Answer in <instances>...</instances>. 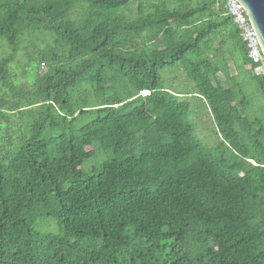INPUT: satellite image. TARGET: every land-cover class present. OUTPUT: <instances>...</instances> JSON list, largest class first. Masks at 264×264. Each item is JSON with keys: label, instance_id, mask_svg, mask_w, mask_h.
I'll return each instance as SVG.
<instances>
[{"label": "trees", "instance_id": "1", "mask_svg": "<svg viewBox=\"0 0 264 264\" xmlns=\"http://www.w3.org/2000/svg\"><path fill=\"white\" fill-rule=\"evenodd\" d=\"M226 7L0 0V264H264V76Z\"/></svg>", "mask_w": 264, "mask_h": 264}, {"label": "built area", "instance_id": "2", "mask_svg": "<svg viewBox=\"0 0 264 264\" xmlns=\"http://www.w3.org/2000/svg\"><path fill=\"white\" fill-rule=\"evenodd\" d=\"M227 14L233 17L234 23L242 33L248 49L249 59L257 65L254 70L255 76H264V57L259 43L248 17L244 13L243 6L237 0H227Z\"/></svg>", "mask_w": 264, "mask_h": 264}, {"label": "water", "instance_id": "3", "mask_svg": "<svg viewBox=\"0 0 264 264\" xmlns=\"http://www.w3.org/2000/svg\"><path fill=\"white\" fill-rule=\"evenodd\" d=\"M244 8V13L256 34L259 47L264 57V0H237Z\"/></svg>", "mask_w": 264, "mask_h": 264}, {"label": "rangeland", "instance_id": "4", "mask_svg": "<svg viewBox=\"0 0 264 264\" xmlns=\"http://www.w3.org/2000/svg\"><path fill=\"white\" fill-rule=\"evenodd\" d=\"M39 71L41 73H43L45 71V66L41 65ZM231 72L234 73V69H231ZM223 80V78H222ZM184 78H180L177 81V85L178 87H180L181 84H183ZM181 88V87H180ZM196 105H198V102L196 101ZM194 121L196 122L197 125V135L198 137L209 147H214L216 145L217 142V137H215L214 135H212L211 133L213 132V121L211 119V117L205 113L204 116H197L195 117ZM95 162H97V160L94 161H90L88 162V166L91 167ZM54 230H56V227H53Z\"/></svg>", "mask_w": 264, "mask_h": 264}, {"label": "bare ground", "instance_id": "5", "mask_svg": "<svg viewBox=\"0 0 264 264\" xmlns=\"http://www.w3.org/2000/svg\"><path fill=\"white\" fill-rule=\"evenodd\" d=\"M32 136V135H31ZM25 137V136H24ZM30 137V136H29ZM26 141V140H25ZM25 145V144H24ZM186 150V149H185ZM189 151V150H188ZM13 152V151H12ZM195 152V151H194ZM217 154V153H216ZM185 155V154H184ZM218 155H219V153H218ZM217 155V156H218ZM205 156V155H204ZM192 157V156H191ZM195 156H193V158H194ZM213 157V156H212ZM191 159V158H190ZM201 159V158H200ZM213 159H215L214 157H213ZM218 159V158H217ZM221 159V158H220ZM193 160V159H192ZM197 160V159H196ZM245 161H247V160H245ZM224 162V161H223ZM206 163H204V165H205ZM208 164H209V162H208ZM251 164V163H250ZM239 165H242V164H239ZM239 167V166H238ZM246 167V166H245ZM207 168H208V165H207ZM237 169V168H236ZM235 169V170H236ZM222 173V172H221ZM213 175V174H212ZM211 180V179H210ZM49 183V182H48ZM50 185V184H49ZM60 186V185H59ZM195 188H196V186H195ZM210 215V214H209ZM214 215V214H213ZM219 216V215H218ZM205 224V223H204ZM211 224V223H210ZM209 224V225H210ZM232 224V223H231ZM214 225V224H213ZM222 225V224H221ZM202 229H204V228H202ZM195 234V233H194ZM194 236V235H193ZM202 241V240H201ZM204 241V240H203ZM110 248V247H109ZM112 249V248H111ZM116 249V248H115ZM105 250V249H104ZM120 250V249H119ZM119 253H121V251L119 252ZM122 254H123V252H122ZM136 255V254H135ZM112 257V256H111ZM101 258V257H100ZM128 262V261H127ZM109 264V263H108Z\"/></svg>", "mask_w": 264, "mask_h": 264}]
</instances>
